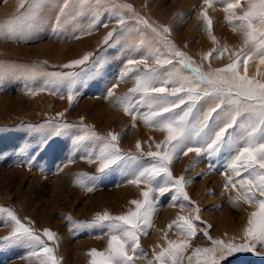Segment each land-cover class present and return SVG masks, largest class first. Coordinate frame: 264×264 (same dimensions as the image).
<instances>
[{"label": "rangeland", "instance_id": "obj_1", "mask_svg": "<svg viewBox=\"0 0 264 264\" xmlns=\"http://www.w3.org/2000/svg\"><path fill=\"white\" fill-rule=\"evenodd\" d=\"M223 3L224 0H217L214 7L207 9L213 21L212 32L221 48L227 46L231 51H239L244 46V35L239 30L234 31L225 20ZM244 3L245 0H241V4ZM63 4L64 0H0V24L18 15L22 21L30 22L25 31L31 29L23 39L0 35V207L13 210L25 222L32 221L37 232L47 228L56 233L58 244L48 243L55 248L58 264H90L92 249H107L109 230L107 227L74 228V224L91 222L96 214L103 212L125 215L134 210L130 202L142 199L141 191L146 189L143 184H129L131 177L119 168L95 185L87 180L81 184V177L97 174L98 163L89 162L88 157L98 154L102 146L89 133L99 136L117 133L120 149L137 156L140 155L135 148L137 141L147 153L155 151V145L165 137L159 129L145 126L139 119L133 121L117 106V98L125 95L135 82L134 78L119 83L117 80L128 59H140L157 50L163 54L168 49L154 39L149 29L139 25L130 12L121 8L117 11L125 16L130 31L125 32L118 45H104V36L116 27L112 5H130L139 17L171 27L168 40L206 75L226 66L230 57L225 54L210 61L203 59L204 54L217 46L199 18L205 7L203 0H100L99 6L92 0L88 8H81L77 0H71L72 6L61 13ZM236 11L242 14L240 9ZM94 21L97 27L89 33ZM105 24L107 27L103 26ZM137 29L143 31L138 33ZM73 34L78 38H72ZM141 38L146 41L144 47L130 50V45L138 44ZM87 53H94L93 63L85 69L87 76L82 77L83 83L78 81L74 86L77 97L71 105L66 85L55 86L58 94H53L54 86L47 83L46 76H27L32 70L37 73L79 72L84 66L65 68L64 65ZM101 66L103 72L98 75L97 69ZM155 66L149 59L147 67ZM159 72L161 80L167 78L169 72L180 77L193 75L179 64L166 65ZM239 72L264 83V65L257 55H253L247 66L241 61ZM113 84L117 86L112 89L114 95L109 96ZM57 121L72 127L62 129L59 136L53 134L45 150L29 164L35 153L30 155L29 151L21 149L39 145L53 131ZM81 136L86 139L79 140ZM140 159L145 165L152 162L146 155ZM230 160L228 152L222 153L212 160L213 169H209L207 156L197 157L195 152L181 154L174 160L173 175H184V179L190 181L186 185L190 201L179 200L177 206H172L171 196L161 198L147 235L140 237L147 258L137 259L135 264H148L154 253L167 247L168 240H182L180 232L168 226L178 215L195 216L193 209L197 207L200 209L197 236L184 253L183 264H187V257L196 247L212 246L204 236L206 228L212 240L244 242L247 222L258 207L238 199L240 194L236 190L225 187L227 176L233 175L227 171ZM185 169H188L186 174ZM89 187L94 190L88 191ZM3 219L0 216V222ZM10 230L0 226V237ZM29 251L27 247H14L0 252V264H39L35 258H26ZM229 259V264H264V258L251 253H239Z\"/></svg>", "mask_w": 264, "mask_h": 264}, {"label": "snow or ice", "instance_id": "obj_2", "mask_svg": "<svg viewBox=\"0 0 264 264\" xmlns=\"http://www.w3.org/2000/svg\"><path fill=\"white\" fill-rule=\"evenodd\" d=\"M77 3L81 8H88L92 0H77ZM95 3L99 6L100 0H95ZM203 3L205 7L202 8L199 18L209 37L217 45L204 54L203 59L210 61L225 54L230 57V63L210 71L207 75L199 66L194 67L195 62L168 40L171 27L156 25L139 17L130 5H112L116 27L104 36V45H118L125 32L130 31L125 16L117 11V8H121L130 12L139 25L149 29L154 39L168 49L167 53L162 54L157 50L140 59H128L117 80V83L127 78H134L135 81L125 95L117 98V106L122 107L133 121L139 119L145 126L164 132L165 137L155 145V151L149 150L147 153L143 151L142 143L137 141L135 148L140 154L137 156L120 149L117 133L109 132L106 136L89 133L102 146L98 154L88 157L89 162L98 163L97 174L81 177V184L87 180L95 185L105 179L108 173L119 168L131 177L127 181L129 184H143L146 189L141 191L142 199L130 202L134 210L125 215L112 216L103 212L96 214L91 222L74 224V228L107 227L109 230L107 249H92L89 253L90 264H135L137 259L147 258L142 250L140 237L147 235L161 198L171 196L172 206H177L179 200L190 201L186 191V185L190 181H186L184 175L174 176L171 170L174 160L181 154L188 155L189 152H195L197 157L207 156L209 169H213L214 158L228 152L231 160L227 164V171L233 175L227 176L225 187L236 190L240 194L238 199L256 205L258 211L250 215L248 226L244 230L243 243L212 240L206 228L204 236L210 240L212 246L193 249L187 257V264H193V258L195 264H229V258L239 253H251L264 258V250H261L264 249V83L249 79L246 74L241 75L239 72L241 61L247 66L253 55L259 56L260 64L264 65V0H245L244 4H241V0H224L225 20L234 31L239 30L244 35V46L239 51L219 46L212 32L213 21L207 12L208 8L216 5L217 0H203ZM71 6V0H64L61 13L67 12ZM236 9H240L242 14ZM29 23L22 21L18 15L11 17L6 24H0V35L23 39L31 32V29L25 31ZM103 26L107 27L106 24ZM96 27L97 22L94 21L88 32ZM142 31L143 29H137L138 33ZM72 38L78 37L73 34ZM145 42L141 38L138 44L130 45V50L144 47ZM93 57L94 53H87L64 65L65 68L84 66L79 72L37 73L32 70L27 76H46L47 83L54 86L51 89L53 94H58L55 86L66 85L67 99L71 105L77 97L74 86L78 81L83 83L82 77L87 76L85 69L93 63ZM149 59L154 61L155 67H147ZM176 64L190 70L193 75L180 77L169 72L167 78L159 79V69ZM137 65L145 67L137 69L134 67ZM102 72L101 66L97 69V74ZM116 86L117 84H113L109 89V96L114 95L112 89ZM204 104H207L206 108L203 107ZM58 116H63V113H58ZM55 124L53 131L39 145L21 149L29 151L30 155L35 153L29 164L34 163L36 155L45 150L53 134L59 136L62 129L72 127L60 121ZM78 139L84 140L86 137L81 136ZM145 155L152 159L146 165L140 159ZM187 171L185 169V174ZM87 190L92 191L94 188L89 187ZM193 211L195 216L178 215L168 226L169 229H177L184 238L179 241L168 240L167 247L154 253L148 264H183L184 253L197 236L196 221L199 220L200 209L197 207ZM0 216L4 217L0 226L11 229L7 235L0 237V252L14 247H27L30 251L26 258L29 260L35 258L39 264H58L55 248L48 243L51 241L58 244L56 233L47 228L37 232L32 227V221L25 222L6 207H0Z\"/></svg>", "mask_w": 264, "mask_h": 264}]
</instances>
